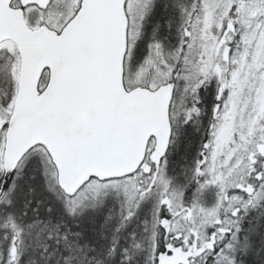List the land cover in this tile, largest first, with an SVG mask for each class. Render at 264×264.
<instances>
[{"label":"snow or ice","instance_id":"snow-or-ice-1","mask_svg":"<svg viewBox=\"0 0 264 264\" xmlns=\"http://www.w3.org/2000/svg\"><path fill=\"white\" fill-rule=\"evenodd\" d=\"M0 264H264V0H0Z\"/></svg>","mask_w":264,"mask_h":264}]
</instances>
